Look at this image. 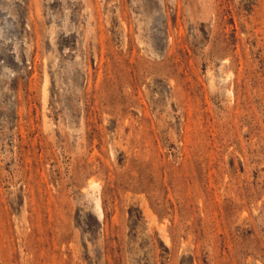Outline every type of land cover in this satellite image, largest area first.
<instances>
[{"label":"rangeland","instance_id":"374dc122","mask_svg":"<svg viewBox=\"0 0 264 264\" xmlns=\"http://www.w3.org/2000/svg\"><path fill=\"white\" fill-rule=\"evenodd\" d=\"M0 264H264V0H0Z\"/></svg>","mask_w":264,"mask_h":264},{"label":"bare ground","instance_id":"6f19581e","mask_svg":"<svg viewBox=\"0 0 264 264\" xmlns=\"http://www.w3.org/2000/svg\"><path fill=\"white\" fill-rule=\"evenodd\" d=\"M95 184V182H93ZM96 202V201H95ZM98 202V201H97ZM100 203V202H99Z\"/></svg>","mask_w":264,"mask_h":264}]
</instances>
